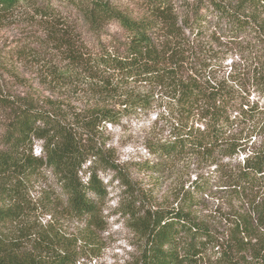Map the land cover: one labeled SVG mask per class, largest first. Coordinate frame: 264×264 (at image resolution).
<instances>
[{
  "label": "trees",
  "instance_id": "1",
  "mask_svg": "<svg viewBox=\"0 0 264 264\" xmlns=\"http://www.w3.org/2000/svg\"><path fill=\"white\" fill-rule=\"evenodd\" d=\"M51 1L0 0V22L23 3L53 30L69 24L58 7L75 13L95 36V47L58 34L44 78L94 100L79 111L53 99L41 105L6 91L0 80V109L7 114L0 229H16V235L0 230V264H82L80 253L98 247L105 227L107 191L98 171L117 167L95 133L155 101L165 107L169 125L167 138L151 146L157 157L151 168L175 160H187L189 169L215 164L221 177L212 197L221 201L196 214V194L210 185L209 173L182 182L171 208L140 200V207L127 210L141 241L133 264H264V104L249 99L252 88L264 96V0H136L137 16L115 0ZM111 25L121 34L103 39ZM28 51L29 43L19 44L14 54ZM240 155L237 165L222 161ZM49 177L57 203L50 201L47 223L32 224L37 205L30 183ZM60 218L76 222L77 230L64 231Z\"/></svg>",
  "mask_w": 264,
  "mask_h": 264
},
{
  "label": "rangeland",
  "instance_id": "2",
  "mask_svg": "<svg viewBox=\"0 0 264 264\" xmlns=\"http://www.w3.org/2000/svg\"><path fill=\"white\" fill-rule=\"evenodd\" d=\"M32 1H37L41 5L44 0ZM51 3L54 6L60 5L55 0ZM115 4L136 16L142 10L136 0H115ZM57 9L64 13L61 15L64 21L67 18L69 22L67 28L57 27L55 30L49 28L47 20L30 4L25 3L6 20L0 22V62L4 64L3 68H0V80L6 91L14 95H28L38 104L43 105L47 99H53L69 105L72 111L84 110L94 98L69 88H55L44 78L43 63L49 59L55 60L53 46L58 34L69 33L78 40L77 43L82 42L87 48L93 49L96 42L95 36L87 30L84 22L75 13L69 14L60 7ZM57 21L61 22L59 15ZM106 31L103 39L108 37V33L121 34L115 25L108 26ZM26 43H29V54L21 56L14 54L17 45ZM225 63L230 65V59L228 58ZM249 99L251 101L259 99L260 103L264 104V96H260L253 88L250 90ZM165 111V107L155 101L148 110L123 116L116 123H104L95 133L99 142L105 143V148L110 149L117 167L98 171L107 191L102 203L105 227L99 232L98 247L93 249L87 246L80 253L79 259L82 264H133L139 255L141 241L132 231V221L127 210L136 209L140 200L146 206L147 204L158 208L175 206L174 196L181 183L185 181V185H189L199 173L204 175L209 173L211 181L204 192L196 194L200 199V205L195 208L196 214L209 213L210 209H213L212 203L221 201V198L216 201L212 197V191L216 188L215 180L221 177L215 164L202 167L192 164L189 169L187 160H175L169 164L159 163L157 170L151 168V165L157 162V157L150 152L151 146L167 138L169 124ZM6 118L7 114L0 109V148ZM258 138L261 139L260 136ZM39 145L40 142H36L34 149ZM240 160L241 155L234 156L232 160L224 158L222 161L237 165ZM146 163L149 166H146ZM5 182L0 176V185ZM50 182L51 177L48 180L36 179L30 183L29 195L34 200V205H37L29 218L32 224L47 223L50 220L48 205L51 200L56 202L55 197L58 194L56 188L54 193L51 192V186L54 185ZM221 194L222 192L217 193L216 197ZM45 196L50 198L49 201L44 198ZM223 197L224 201H231L229 196ZM221 206L227 205L224 203ZM60 219L62 229L67 233H74L77 230L76 222L66 218ZM8 227H1L0 230L5 231L6 235L14 231L12 235H16V229L12 226L11 230L7 231Z\"/></svg>",
  "mask_w": 264,
  "mask_h": 264
}]
</instances>
